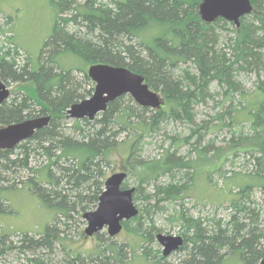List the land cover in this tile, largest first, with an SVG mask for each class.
Instances as JSON below:
<instances>
[{
    "label": "trees",
    "instance_id": "trees-1",
    "mask_svg": "<svg viewBox=\"0 0 264 264\" xmlns=\"http://www.w3.org/2000/svg\"><path fill=\"white\" fill-rule=\"evenodd\" d=\"M50 1L56 8V21L37 65L31 57L24 64H18L17 48L15 56L10 49L0 55L2 80L23 86L22 92L0 105V127L51 115L49 125L37 130L31 138L13 149L0 150V190L5 182L13 180L21 185L31 181L35 192L59 209L55 222L48 225L43 234L34 237L24 234L16 245L6 243V236L1 235L0 259L16 248L18 252L35 256L30 258L34 264H57L48 255L56 249L57 243L63 244L64 227H68L63 219L69 221L73 214L82 218L91 205L99 202L106 179L105 168L110 165L107 152L117 145L116 137L128 132L124 142H130L128 161L132 168L141 166L144 161L136 157L141 148L137 147V139L129 141L130 131L140 132L138 137H142L168 118L192 122L194 105L209 98L213 87L223 89L232 103V94L246 95L237 80L238 72L246 70L255 72L257 77L254 99L248 102V109H244L254 134L233 143L231 149L236 152L237 147L244 144L246 151L262 153L256 159L259 168L245 176L255 182L241 186L237 192L239 198L231 200L228 221L194 217L183 207L173 218L180 223L184 238L179 251L186 256L180 264H222L224 256L235 252L239 253L242 264H259L264 259V229L258 227L260 214L251 206L255 200L250 197L249 189L252 185L258 186L264 193V0H251L253 11L241 18L239 27L223 18L213 23L204 22L199 13L202 0ZM7 20L13 21L10 16ZM228 24L234 26L231 30L234 35L229 39L232 53L219 46L222 36L218 26L223 29ZM98 63L127 67L142 75L153 90L162 94L163 106L154 111L139 106L130 95H124L110 102L107 110L92 121L69 118L70 106L94 91V83L85 67ZM74 72L81 76L77 78ZM234 112L233 104L224 105L214 115L216 127L230 126L226 121L233 120ZM202 129H210L208 121L193 132L200 133ZM201 136L200 133L199 144ZM204 147L200 153L207 151L210 144ZM41 158L45 159L42 162L45 164L39 167L40 171L32 163L40 162ZM173 158L169 153L165 162L150 167L147 177L165 170L169 159ZM180 165L192 168L186 162ZM4 171L9 175L3 176ZM22 172L32 175L25 182L15 181L18 175L21 178ZM40 172L48 175L50 186L36 181ZM240 173L234 172V176ZM16 184L10 187L16 188ZM158 189V194L165 197L185 191L177 184ZM138 191L139 188L135 197ZM142 217L140 209L138 216L124 222V227L152 242L154 234L150 231L146 234ZM132 221L135 226H131ZM106 248L102 246L98 252L105 255ZM108 250L111 256L105 258L122 264L118 251L112 246ZM143 254L149 255L147 251ZM96 261L104 259L96 258ZM73 262L78 264L79 258H73Z\"/></svg>",
    "mask_w": 264,
    "mask_h": 264
},
{
    "label": "rangeland",
    "instance_id": "rangeland-1",
    "mask_svg": "<svg viewBox=\"0 0 264 264\" xmlns=\"http://www.w3.org/2000/svg\"><path fill=\"white\" fill-rule=\"evenodd\" d=\"M108 1L110 0H104V2ZM7 16L12 17L13 21H8ZM55 21L56 8L50 0H0V55L9 49L14 55V50L17 48L18 64H24L27 58L31 57L32 62L37 65L44 42L51 35ZM224 27L221 29V26L220 28L218 26L222 36L219 46L232 53L229 39L234 35L231 31L234 26L228 24ZM87 69L88 66L85 67L86 71ZM74 75L77 78L81 76L77 72H74ZM237 80L241 82L242 92L246 95L240 97L238 92L232 94V103L224 95L223 89L213 87L209 98L194 105L192 122L174 121L168 118L158 128L144 133L142 137H138L140 132L130 133V131L129 141L137 139V147L141 148V152L136 155L138 160L144 161L141 166L132 168L128 161L130 142L124 143L128 132L120 133L116 137L117 145L107 152L110 165L105 168L106 178L115 172L124 170L128 172L125 185L139 188L137 197L134 196V202L143 210L141 219L143 229L147 231L146 234L149 231L153 232L154 241L149 242L147 239L145 241L143 237L134 234L126 227H123L116 237H110L106 227L89 237L84 233L87 222L83 215L79 218L77 214H73L74 217L71 220L63 219V223L66 222L68 226L61 225L65 228L64 240L61 242L63 244H56V249L49 252V259L51 258L57 264H73V258L76 257L79 258L78 264H103L104 261L107 264H120L112 258L111 260L105 258L111 256V250L108 249L112 246L118 251L117 256L121 258L122 264H180L186 253L178 250L163 261V247L156 239L158 233L181 235V225L173 218L177 210L183 207L194 217L228 221L231 200L239 198L237 192L241 186L254 184L255 179L245 176L259 168L256 159L262 156L259 151H246L244 144L238 146L239 150L236 152L231 149L233 143L244 136L254 134L250 129L248 113L244 109H248L246 108L250 104L248 102L254 99L256 73L241 70L237 74ZM7 86L11 93L9 99L23 91V86L21 87L19 83L10 82ZM86 87L90 88L88 85ZM230 104H233L235 108L233 120L228 118L226 121L230 126L217 128V121L213 119L214 115L220 112L224 105L227 107ZM204 121L209 122L210 129L199 130L202 134L199 144L200 133L193 130L201 126ZM207 144H210L209 149L200 153ZM169 153L174 158L169 159L166 169L158 170L154 177H147L151 172L150 167L153 168V165L165 162ZM42 162H45L44 158L32 164L35 169L40 170L39 167L45 164ZM183 162L191 164L192 168L182 167L180 164ZM234 172H241V175L234 176ZM4 175L9 173L4 171ZM20 175L21 178H18V175L15 181L25 182L32 174L22 172ZM47 176L46 173L40 172L36 181L48 187L50 180ZM13 183V180L5 182L3 189L0 190V236H6V243L16 245L19 242L18 239L24 234L32 237L43 234L47 226L55 222L59 207L49 204L36 193L33 182L27 181L21 185L14 183L17 185L16 188L10 187L14 185ZM169 184H177L185 191L170 197L158 194L159 187ZM252 186L249 194L255 200V204L251 203V206L260 214L258 227L264 229V193L260 187ZM97 205H91L87 211L95 210ZM130 224L135 226V221ZM101 245L107 247L105 255L98 252L102 248ZM157 250H160V253H157ZM145 251L149 254L148 256L143 254ZM48 257L45 255L46 259ZM30 258L35 256L30 252H18L14 248L4 254L0 261L2 264H34ZM96 258H103L104 261H96ZM222 264H242L239 253H228L224 256Z\"/></svg>",
    "mask_w": 264,
    "mask_h": 264
},
{
    "label": "water",
    "instance_id": "water-1",
    "mask_svg": "<svg viewBox=\"0 0 264 264\" xmlns=\"http://www.w3.org/2000/svg\"><path fill=\"white\" fill-rule=\"evenodd\" d=\"M251 0H202L199 6L201 19L213 23L223 18L237 27L241 18L253 11ZM87 75L95 83L94 93L90 98L74 103L67 110L71 119L94 120L100 113L107 110L110 102L130 95L142 107L158 109L162 105L159 93L146 83L144 77L127 67L110 64H93L89 66ZM10 89L2 80L0 72V105L10 98ZM51 115H42L11 123L0 127V150H10L16 145L31 138L35 132L49 125ZM128 178L125 171L115 172L105 180V188L99 196L95 210L86 211L83 218L87 222L84 233L93 236L107 227L110 237H116L123 229V223L139 215V209L134 202L135 187L123 188ZM158 243L163 247L164 257L178 251L183 243L182 235H156ZM259 264H264V259Z\"/></svg>",
    "mask_w": 264,
    "mask_h": 264
},
{
    "label": "flooded vegetation",
    "instance_id": "flooded-vegetation-1",
    "mask_svg": "<svg viewBox=\"0 0 264 264\" xmlns=\"http://www.w3.org/2000/svg\"><path fill=\"white\" fill-rule=\"evenodd\" d=\"M34 118V117H33ZM125 172H127L126 170H124ZM128 173V172H127ZM123 188H128V186L125 185V183H123ZM136 188V187H135ZM137 189V188H136ZM136 192V191H135ZM135 194V193H134ZM92 237V236H90Z\"/></svg>",
    "mask_w": 264,
    "mask_h": 264
},
{
    "label": "bare ground",
    "instance_id": "bare-ground-1",
    "mask_svg": "<svg viewBox=\"0 0 264 264\" xmlns=\"http://www.w3.org/2000/svg\"><path fill=\"white\" fill-rule=\"evenodd\" d=\"M135 191H136V188H135ZM137 208L139 209V207L137 206ZM139 213H140V209H139Z\"/></svg>",
    "mask_w": 264,
    "mask_h": 264
}]
</instances>
